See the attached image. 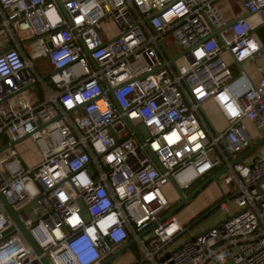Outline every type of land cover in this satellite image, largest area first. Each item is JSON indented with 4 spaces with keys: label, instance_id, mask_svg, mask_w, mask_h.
<instances>
[{
    "label": "built area",
    "instance_id": "1",
    "mask_svg": "<svg viewBox=\"0 0 264 264\" xmlns=\"http://www.w3.org/2000/svg\"><path fill=\"white\" fill-rule=\"evenodd\" d=\"M219 1L0 0V194L40 251L0 201V264H102L130 240L131 264H264V157L230 165L264 137V72L242 68L264 47ZM235 1L264 26V0ZM225 166L223 220L170 249L189 226L159 221L164 187Z\"/></svg>",
    "mask_w": 264,
    "mask_h": 264
},
{
    "label": "crops",
    "instance_id": "2",
    "mask_svg": "<svg viewBox=\"0 0 264 264\" xmlns=\"http://www.w3.org/2000/svg\"><path fill=\"white\" fill-rule=\"evenodd\" d=\"M217 5H218V9L222 13V16L228 22H231L234 19H237L239 17L247 18L250 21V23L252 24L253 28H254V35H255L259 45L261 47H264V26L261 27V26L257 25L258 21H259V17L258 16H251V15H248L245 12H243L242 9L239 7V5L237 4V2L235 0H220ZM257 65H259V66H257ZM232 67H233L232 70H233V73H234L237 70V68L234 65ZM258 67H261L263 69V72H264V57L259 59V60H257V61H247V62L242 64V68L244 69V71H245V73L247 75V78H249L253 82H256L261 77V74L257 71ZM207 108L212 109L211 104H208ZM18 151H19L20 157L22 159V162L24 163L25 166L32 167V166H35V165H37L39 163V160H40L39 153L36 150V148L34 147L33 143L29 139H25L22 142H20V144L18 145ZM209 176H206L202 180L196 181L188 189L182 190V192L184 193V191L189 190L190 188H191L190 190L192 192L204 179H206ZM212 181H214V184L216 185V188H215V189H217L216 190V194L215 195H214V193L212 194V192L208 191V189H207V191H208L207 193H209L208 196H207V194H206V196L204 194L200 195V193H201L200 191L202 189H204L206 187V185H208ZM212 181L206 183L192 197V198H194V197H197V196L200 195L199 196L200 197L199 200H202V203L206 204V205H203V204L199 205V207H197L196 211L191 213V214H194V213L198 212L199 210L204 208V206H208V207L211 206L215 202V200H217L220 196L222 198V193H224V194L226 193V190H225L226 188L222 184V182H221L219 177H217L216 180H212ZM221 185H223V186H221ZM218 186H220V187H218ZM220 188H221V190H220ZM164 192H165L166 196H168L167 199H168V201L170 203V209H171L180 201L179 197H178L177 193L175 192V190L173 189V187L171 185H166L164 187ZM218 192H219V194H218ZM214 207H215V205L211 207L212 210L215 209ZM181 208H179L174 214H176ZM201 213L202 212H200L199 215L197 214V216H198L197 218L199 220L204 218L208 214L207 211L205 213H202V214ZM191 217H192V215H191ZM191 217H190V215L185 217V219L181 222V224H183L184 221L186 222V220H190L189 218H191ZM199 220L192 221V219H191L190 221H192L193 223H196ZM191 223H189V224H191ZM123 254H121L118 257H121ZM128 263L130 264L129 261H125L124 256H123V257H121L118 260V262L116 264H128Z\"/></svg>",
    "mask_w": 264,
    "mask_h": 264
},
{
    "label": "rangeland",
    "instance_id": "3",
    "mask_svg": "<svg viewBox=\"0 0 264 264\" xmlns=\"http://www.w3.org/2000/svg\"><path fill=\"white\" fill-rule=\"evenodd\" d=\"M35 63H36V65L39 66V69L42 73H47L49 71V68H47L48 66L45 63V60L36 61ZM257 66H259V65H257ZM234 76L240 77L239 70H236L234 72ZM240 80L241 79L237 80L234 83L233 86L235 88L239 87V84L241 83ZM208 115H209L211 121L213 122V124L215 125L216 128L220 129L224 126L223 121L220 119V117L214 111L209 110ZM249 131L251 134V142L253 144L259 142L263 138L259 133L254 132L252 129H249ZM254 154H259V155H262L264 157V143L262 145H260L259 147H257L254 151H252L250 153V157L254 156ZM221 186H223V185H221ZM218 187H220V186H218ZM215 188H216V185L214 184V181H212L208 185H206V187L204 189H202L200 191L201 192L200 195L204 194L206 196V194H207V196H208L209 195V193H207L208 191L212 192V194L214 193V195H215L216 190H217ZM190 189L184 191V194L189 195L191 193ZM207 189H208V191H207ZM220 190H221V188H220ZM218 194H219V192H218ZM199 196L192 198L176 214H174V216L181 223L185 219V217H187L189 215H190V217L192 215V217L189 218L190 220L192 219V221H196V220H199L197 218L198 217L197 214L199 215L200 212L205 213L207 211L208 214L196 223H193L190 220H186V222L184 221L183 224L185 226H189V229L182 236H180L178 239L175 240V242L170 246V249L176 248L179 245H181L183 242H185L187 240V238H189V236H194L195 234H197L200 231L207 230V229L211 228L212 226L216 225L219 221L223 220V215L217 209L212 210V208H211L221 199V196L217 200H215V202L211 206H209V207L204 206V208H202L198 212L191 214V213L196 211V209H197V207H199V205L203 204L202 200H199L200 199ZM203 205H206V204H203ZM229 207H230V209L233 208L232 202L229 203ZM27 210H28L27 212H28L29 216L33 219L34 218L33 214H31V211L29 209H27ZM189 223H191V224H189ZM134 255L135 254L131 250L130 251L127 250L121 257L124 256L125 261H129L131 264L132 260L135 257ZM121 257H117L116 259L112 260L109 264H116Z\"/></svg>",
    "mask_w": 264,
    "mask_h": 264
},
{
    "label": "water",
    "instance_id": "4",
    "mask_svg": "<svg viewBox=\"0 0 264 264\" xmlns=\"http://www.w3.org/2000/svg\"><path fill=\"white\" fill-rule=\"evenodd\" d=\"M236 21V19H234L233 21L229 22L228 25L234 23ZM217 32H214L213 35H216ZM212 35V36H213ZM105 82V80H104ZM106 93L108 94H112V90L110 88L107 87L106 89ZM130 127L132 129H134L132 127V125L129 123ZM140 132H138V130L135 129V133L136 135L139 137V139H142L143 137H147V133L145 132L144 128L142 126L139 127ZM264 143V137L257 143L252 144V146L246 150L243 154H241L240 156H238L235 160H233L230 165H234L237 162H240L243 158H245L246 156H248L252 151H254L257 147H259L260 145H262ZM228 169V167H223L217 171H215L214 173H212L209 177H207L206 179H204L189 195H185L182 190H180L177 185L175 184V182L173 180H170V184L171 186L174 188L175 192L177 193L178 197H179V202L173 207L171 208L164 216H162L160 218L159 221H162L165 217L174 214L179 208H181L182 206H184L186 203H188L190 201V199L208 182L212 181V180H216L217 177H219L223 172H225ZM0 201L2 202V204L4 205L5 209L7 210V212L10 214V216L13 218V220L16 222V224L18 225V227L21 229V231L23 232L24 236L26 237V239L29 241L30 245L33 247V249L35 250V252L37 254L40 253L39 249L37 248V246L33 243V241L31 240V238L29 237L27 231L25 230V228L22 226L20 220L18 219L17 213L13 212L10 208V206L8 205V203L5 201V199L3 198V196L0 194ZM154 225H152L150 227V229L153 227ZM150 229L144 231L141 233L144 234L147 231H149ZM134 241L130 240L128 243H126L124 246H122L121 248H119L117 251L113 252L111 255H109L107 258H105L102 262V264H109L112 260L116 259L118 256H120L121 254H123L125 251L129 250L132 246H133ZM44 264H48L47 260L45 258L42 259Z\"/></svg>",
    "mask_w": 264,
    "mask_h": 264
},
{
    "label": "trees",
    "instance_id": "5",
    "mask_svg": "<svg viewBox=\"0 0 264 264\" xmlns=\"http://www.w3.org/2000/svg\"><path fill=\"white\" fill-rule=\"evenodd\" d=\"M206 215V214H205ZM131 251L135 254L134 256H136L137 255V252L135 251V249L133 248V249H131Z\"/></svg>",
    "mask_w": 264,
    "mask_h": 264
},
{
    "label": "flooded vegetation",
    "instance_id": "6",
    "mask_svg": "<svg viewBox=\"0 0 264 264\" xmlns=\"http://www.w3.org/2000/svg\"><path fill=\"white\" fill-rule=\"evenodd\" d=\"M134 247L132 246L130 249H133Z\"/></svg>",
    "mask_w": 264,
    "mask_h": 264
}]
</instances>
